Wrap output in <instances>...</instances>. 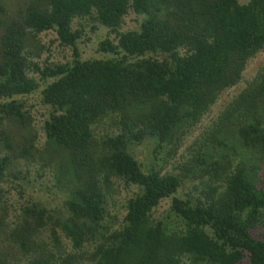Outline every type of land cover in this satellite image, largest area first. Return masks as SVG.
I'll list each match as a JSON object with an SVG mask.
<instances>
[{
  "label": "trees",
  "instance_id": "1",
  "mask_svg": "<svg viewBox=\"0 0 264 264\" xmlns=\"http://www.w3.org/2000/svg\"><path fill=\"white\" fill-rule=\"evenodd\" d=\"M262 50L264 0H0V264H264V64L195 136Z\"/></svg>",
  "mask_w": 264,
  "mask_h": 264
},
{
  "label": "rangeland",
  "instance_id": "2",
  "mask_svg": "<svg viewBox=\"0 0 264 264\" xmlns=\"http://www.w3.org/2000/svg\"><path fill=\"white\" fill-rule=\"evenodd\" d=\"M247 0H239V2L243 3ZM142 20V15H138L136 13L130 12L127 14L124 18L123 24L121 26V30H128V29H136L139 26V23ZM85 39L83 42H80L79 48L81 51V57L82 58H93V57H100L103 54L97 50V44L100 40H102L105 36L109 35V37H113V34H109L108 29L99 26L96 30H92L89 27H86L85 29ZM42 41L46 44V46L49 47L50 52L44 51L42 54L43 57H45L48 53L51 54V59L56 61H65L66 59H69L71 57V50L68 47H63L59 45L58 41H55V34L54 32H45L41 34ZM264 64V50L259 51L256 53L255 56H253L247 63V66L243 72L242 80L239 82V84L235 85L234 87L228 89L226 92H224L220 98L217 100V102L212 106L210 112L207 114V116L204 118L201 125L198 127V129L195 132V136L203 129L204 126L209 124L213 118L216 117L217 113L226 105V103L235 95L237 94L245 85L248 80H250L255 73L258 71V69ZM30 102H33L35 105V108L38 109L36 111V120L38 122V127L41 122V104L39 103V97L37 94H33L29 98ZM191 141V139H190ZM133 153L135 157L143 162H146L149 154L148 146L147 144H141L133 147ZM48 195L50 197H53L56 199V202L59 201V197L54 192V190H51Z\"/></svg>",
  "mask_w": 264,
  "mask_h": 264
}]
</instances>
